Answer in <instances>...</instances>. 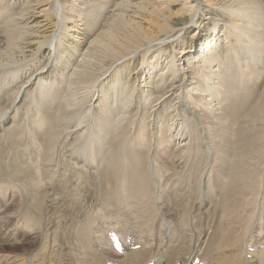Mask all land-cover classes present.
I'll return each instance as SVG.
<instances>
[{"label": "bare ground", "instance_id": "bare-ground-1", "mask_svg": "<svg viewBox=\"0 0 264 264\" xmlns=\"http://www.w3.org/2000/svg\"><path fill=\"white\" fill-rule=\"evenodd\" d=\"M8 191L0 264H264V0H0Z\"/></svg>", "mask_w": 264, "mask_h": 264}, {"label": "rangeland", "instance_id": "rangeland-1", "mask_svg": "<svg viewBox=\"0 0 264 264\" xmlns=\"http://www.w3.org/2000/svg\"><path fill=\"white\" fill-rule=\"evenodd\" d=\"M189 2L192 4L194 3L193 1H189ZM217 4H219V2H217ZM176 7H179V6H176ZM204 8L206 10L198 13L200 15V18L197 19L198 24H196V22L194 23V22L190 21V19H189V21L183 25V29L181 30V32L180 33L178 32L174 37L176 40H180V39L184 38L183 39L184 42L187 41L186 45H183V43H181V44H177V45L174 44L171 49H170V47H166V50H165L167 52L166 55H164L160 58L159 65H158L159 67H157L153 70V73H151L149 75L150 76L149 79H151V78L155 79L156 73L161 68V65L166 61L165 59L169 56V53H168L169 50L172 51V53H174V51H175L174 54L177 55L178 49H181L182 47L186 46L185 55L190 54V56H194V57L195 56L201 57V55L205 52H207V53L212 52L213 47H212V44L210 43V40H212L213 38L211 36L212 34L209 36V33L212 31L211 30L212 28H217V29H221V30L223 29V23L215 21V20L213 21L212 19H215L217 16H222V14H224L225 11H223V9L220 8V6L216 5V4L213 7H210L209 4H206V6ZM209 9L211 10L210 13H209ZM174 12H176V11H174ZM176 25H178V24L176 23ZM215 35H216V39L218 38V41L217 42L215 41L216 44L218 43V45H220V49H221V47L223 48V46H224L223 41H225L224 37L221 36V33L217 34V31H216ZM216 44L213 45L214 49H216L218 47ZM151 59H153V60L155 59L154 54L146 57L144 59V62H146L147 60L149 61ZM169 59H170V57L167 58V60H169ZM185 63H186V59H184L179 64V66L184 65ZM138 77L140 79H145V74L138 73ZM188 84H189V82L187 83V85ZM212 84H215V83H212ZM187 85H186V87H188ZM198 88H199V86H198ZM211 94H212V91L210 89L204 88V97H210ZM197 98H199V96H197ZM163 113H164L163 111L160 113V118H161V116H163ZM159 127H160V123L158 122L156 129H159ZM172 144H173V139H170L169 141L167 140L166 143L164 144L165 151H169L170 145H172ZM175 149H176V144L174 145L172 150H170V153H174ZM17 197H18V195H15L11 191H8L5 195L0 193V210H1L0 216H3V214H5L7 219H8V222H10V220H11V218L9 217V214L11 215L16 210V205H15L14 201H16ZM10 208H12V209L14 208L15 210L13 209L14 210L13 211ZM2 220H3V217H1V219H0V225L2 223ZM8 231H9V228H8ZM12 231L13 230H11V232ZM18 251H19V249H16V250H14L13 253H10V254L15 255V252L17 253ZM7 253H9V252H7ZM119 253H121V252H119ZM16 256H19V255H16Z\"/></svg>", "mask_w": 264, "mask_h": 264}]
</instances>
